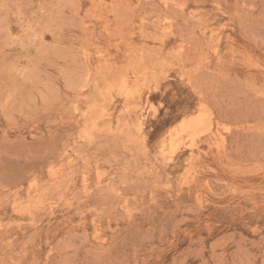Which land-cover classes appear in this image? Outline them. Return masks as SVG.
Instances as JSON below:
<instances>
[{"label":"rangeland","instance_id":"1","mask_svg":"<svg viewBox=\"0 0 264 264\" xmlns=\"http://www.w3.org/2000/svg\"><path fill=\"white\" fill-rule=\"evenodd\" d=\"M0 264H264V0H0Z\"/></svg>","mask_w":264,"mask_h":264},{"label":"bare ground","instance_id":"2","mask_svg":"<svg viewBox=\"0 0 264 264\" xmlns=\"http://www.w3.org/2000/svg\"><path fill=\"white\" fill-rule=\"evenodd\" d=\"M201 115H202V114H201ZM197 119H198V117H197ZM186 121H187V119H186ZM182 123H183V121H182ZM183 125H185V124H183ZM180 127H181V126H180ZM189 128H191V126H190ZM181 132H182V131H181ZM181 132H180V133H181ZM189 142L191 143V141H189Z\"/></svg>","mask_w":264,"mask_h":264}]
</instances>
